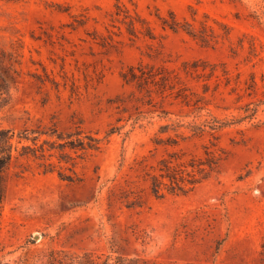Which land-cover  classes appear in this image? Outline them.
I'll return each mask as SVG.
<instances>
[{"label":"rangeland","instance_id":"obj_1","mask_svg":"<svg viewBox=\"0 0 264 264\" xmlns=\"http://www.w3.org/2000/svg\"><path fill=\"white\" fill-rule=\"evenodd\" d=\"M1 130L0 264H264V0H0Z\"/></svg>","mask_w":264,"mask_h":264},{"label":"trees","instance_id":"obj_2","mask_svg":"<svg viewBox=\"0 0 264 264\" xmlns=\"http://www.w3.org/2000/svg\"><path fill=\"white\" fill-rule=\"evenodd\" d=\"M13 135L10 131H0V174L3 173L10 165L13 159L11 141ZM163 178L165 176L162 175ZM172 179V176H167ZM158 181V179H156ZM162 185V184H161ZM179 191L182 192L180 189ZM153 192L157 196H161L160 189L157 185L153 188ZM171 193H174L173 191ZM50 264H126V260H123L119 256H103L99 254H85L84 256L68 257L51 254Z\"/></svg>","mask_w":264,"mask_h":264}]
</instances>
